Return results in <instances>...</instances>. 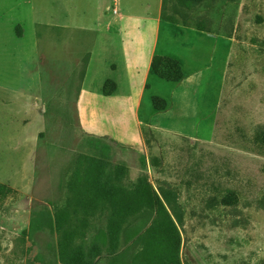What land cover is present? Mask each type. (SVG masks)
Segmentation results:
<instances>
[{
    "label": "rangeland",
    "instance_id": "374dc122",
    "mask_svg": "<svg viewBox=\"0 0 264 264\" xmlns=\"http://www.w3.org/2000/svg\"><path fill=\"white\" fill-rule=\"evenodd\" d=\"M117 1L78 0L80 22ZM162 14L189 28L161 27L158 46L195 56L180 58L193 107L167 108L139 148L81 129L83 66L15 59L21 28L0 23V264H264V0H163ZM172 81L150 79L141 119L152 94L176 98ZM27 90L45 108H26Z\"/></svg>",
    "mask_w": 264,
    "mask_h": 264
},
{
    "label": "crops",
    "instance_id": "0c3cea01",
    "mask_svg": "<svg viewBox=\"0 0 264 264\" xmlns=\"http://www.w3.org/2000/svg\"><path fill=\"white\" fill-rule=\"evenodd\" d=\"M63 2L55 0L53 9H42L37 7L35 0H0V23L8 33L13 30V25L21 28L20 35L8 38L9 45L12 42L16 44L15 59L23 58L25 64H34V60L39 58L47 64L58 66L75 60L78 62L76 66H83L73 96V107L76 108L81 129L98 135L106 134L120 145L139 148L145 141L143 128H161L158 122L167 108L193 107L190 90L195 89L193 84L197 82V75L185 72L182 61L184 65L189 64L195 56L179 51H173L177 56L173 55L170 53V43L163 48L158 46L161 27L167 32L173 28L183 31L189 28L169 21L162 14L163 0H118V9L116 7L115 14L110 15L93 7L87 10L92 18L88 23L80 22L78 0H71L68 11L71 20L59 21L64 14ZM191 31L203 34V31L195 29ZM81 33L91 37L90 43L85 44L87 52L86 57L83 56V63L78 61L80 57L74 52L82 43L79 37ZM148 40L150 42L146 46ZM156 55L176 58L183 72L180 79L172 81L156 75L151 67ZM151 78L172 81L179 84L181 89L178 94L171 89L176 98H171L170 102L152 94L148 113L141 119L139 108H142ZM8 90L17 92L16 88ZM28 91L24 92L26 108H45L43 96L30 95ZM154 96L162 98L167 105L163 109H156Z\"/></svg>",
    "mask_w": 264,
    "mask_h": 264
},
{
    "label": "trees",
    "instance_id": "16d2710c",
    "mask_svg": "<svg viewBox=\"0 0 264 264\" xmlns=\"http://www.w3.org/2000/svg\"><path fill=\"white\" fill-rule=\"evenodd\" d=\"M151 67L154 73L161 78L176 81L181 77L180 75H173L172 77L168 76V72H175L176 68V62L170 58H164L162 56L156 55L152 59Z\"/></svg>",
    "mask_w": 264,
    "mask_h": 264
}]
</instances>
